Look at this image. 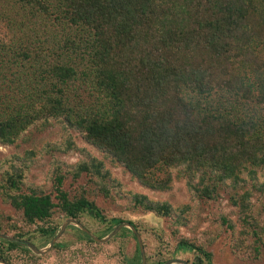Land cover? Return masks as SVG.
I'll return each mask as SVG.
<instances>
[{
    "label": "trees",
    "instance_id": "obj_1",
    "mask_svg": "<svg viewBox=\"0 0 264 264\" xmlns=\"http://www.w3.org/2000/svg\"><path fill=\"white\" fill-rule=\"evenodd\" d=\"M255 24L264 26L256 0H0V144L13 146L35 127L58 125L65 136L37 153L0 159V199L18 215L0 213V235L33 244L39 238L43 247L57 233L53 217L80 223L84 215L108 223V234L123 219L107 220L84 186L72 196L64 188L68 178L84 179L106 201L127 198L124 211L166 220L178 248L195 254L193 264L210 261V237L198 242L179 233L188 206L122 194L78 137L153 191H167L173 179L153 180L158 169L173 170L194 201L216 202L232 190L228 202L251 233L240 238L233 223L218 219L236 236L233 252L251 251L259 261L264 221L249 214L252 191L264 193V60ZM29 59L35 64L28 70ZM71 152L80 156L73 165L55 155ZM44 154L51 158L49 188L29 182ZM15 253L37 259L0 239V261L11 264ZM129 264H140L138 246Z\"/></svg>",
    "mask_w": 264,
    "mask_h": 264
},
{
    "label": "rangeland",
    "instance_id": "obj_2",
    "mask_svg": "<svg viewBox=\"0 0 264 264\" xmlns=\"http://www.w3.org/2000/svg\"><path fill=\"white\" fill-rule=\"evenodd\" d=\"M256 4L258 10L261 11L262 9L263 11L264 0H256ZM254 27H256L257 32V54L264 60V26L255 24ZM25 63L28 70L30 69V65L35 64L31 59L26 60ZM18 77L19 75H17L16 79H18ZM24 83H17V87L18 92L20 93L22 86L23 94L25 95L26 88L24 87ZM27 84L28 83H26V86ZM64 138V132L58 125L46 129L35 127L20 138L13 146H3L0 144V159L15 153L25 154V152L31 150L37 153L46 143L62 142ZM76 142L80 149L85 148L94 157L104 161L111 179H114L119 183V189L122 194H143L155 202H168L175 209L185 205L188 206V212H186L188 225L187 227H182L179 230V233L183 237L192 238L198 242L207 240L208 237L211 238L210 244L207 246V250L211 254V259L209 262L205 260L202 264H264V250H261L262 257L260 256L261 259L259 261L253 260V252L251 251L245 255H242L241 253V256L237 255V252H233L232 245L235 243V237L237 235L239 237L241 235L242 237L243 234H241V231H244L245 236L249 235L252 228L242 225L241 214L238 213L235 208L230 206L228 202V194H230L232 190L223 189L220 192L221 198L216 202L194 201L187 191L185 181L176 179L173 170L158 169L153 171V180H162L169 175L173 176V179L169 184L170 187L167 191H153L143 187L119 164L102 159V156L93 147L83 143L78 137L76 138ZM55 155L69 165L75 164L80 158L79 153L72 152L67 155ZM50 163V155H38L37 158H35V164L32 166L28 174L29 182L37 186H46L49 188L50 183L46 179L51 169ZM263 172V170H259L258 172L259 183L263 182ZM241 177L246 179V172H243ZM69 179L70 178H68L64 188L69 194H71V196L79 194L81 192V186H84L82 188L87 192V197L93 200L96 207L102 211V214L107 220L111 218L123 219L122 223L132 222L138 226L137 232L142 240L147 264H163L171 259H180L187 264H193L195 254L178 248L177 242L169 237L166 220L141 211L126 212L124 211L123 205L128 202L127 198L123 197L119 200L109 199L106 201L84 179H80L78 182H72ZM249 184V182H247V184H240V187L245 185L246 188H249ZM227 185H229V182ZM250 203L249 214L253 215L255 220L264 221V193L260 194L252 191ZM0 213L12 217V219L18 218L16 212L7 204L3 203L1 199ZM219 216H224L233 223L236 233L234 238L231 237L230 232L220 224L218 219ZM66 220L67 219H58L55 216L51 219L50 225H58V233L60 227ZM80 223L96 237H98V235H105L104 237H106L117 227V225L114 226L108 234L106 233V235L103 234V231H105L108 223H101L91 215H84L81 218ZM69 227L75 226H67L62 235L54 243V245L60 244L61 248L55 250L52 248L49 252L41 256L35 255L30 251L31 254L37 257V259H32V263L23 254L15 253L12 256L11 264H129V261L136 253L137 243L133 234L122 232V230L126 228L120 229L114 237L110 238V240L105 243H97L94 241L93 243H88L85 240H80L75 231ZM204 234H206V236L203 237ZM34 244L39 249L48 247V244L42 247V240L39 238L34 241Z\"/></svg>",
    "mask_w": 264,
    "mask_h": 264
},
{
    "label": "water",
    "instance_id": "obj_3",
    "mask_svg": "<svg viewBox=\"0 0 264 264\" xmlns=\"http://www.w3.org/2000/svg\"><path fill=\"white\" fill-rule=\"evenodd\" d=\"M75 226L76 228H78L79 230H81L84 234H86L92 241L97 242V243H105L108 240H110V238L114 237L117 232L122 229V228H126L128 230L131 231V233L133 234V236L136 239V243L138 246V250H139V255H140V261L141 264H147L146 263V256H145V251H144V247L142 244V240L141 237L139 235V233L136 231V229L130 225L129 223H120L117 225V227L115 229L112 230L111 233H109L106 237L104 238H98L95 235H93L92 233H90L81 223H79L76 220L73 219H67L66 221H64V223L62 224V226L59 229V232L55 235V237L50 241V243L48 244V247H45L44 249H39L37 248L33 243L28 242V241H23V240H17L15 238L9 237V236H5V235H0V239H4L7 241H11L14 243H18L22 246H24L25 248H27L29 251H31L33 254L35 255H44L47 252H49L53 246L54 243L57 241V239L62 235L63 231L66 229L67 226ZM0 263L5 264L4 262L0 261ZM163 264H187L185 261H182L180 259H171L169 261H166Z\"/></svg>",
    "mask_w": 264,
    "mask_h": 264
}]
</instances>
